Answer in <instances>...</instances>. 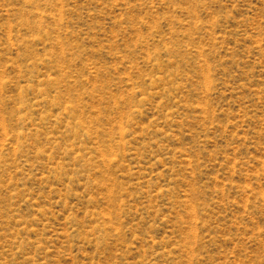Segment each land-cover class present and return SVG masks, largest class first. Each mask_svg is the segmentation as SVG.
I'll return each mask as SVG.
<instances>
[{"label": "rangeland", "instance_id": "obj_1", "mask_svg": "<svg viewBox=\"0 0 264 264\" xmlns=\"http://www.w3.org/2000/svg\"><path fill=\"white\" fill-rule=\"evenodd\" d=\"M0 264H264V0H0Z\"/></svg>", "mask_w": 264, "mask_h": 264}]
</instances>
